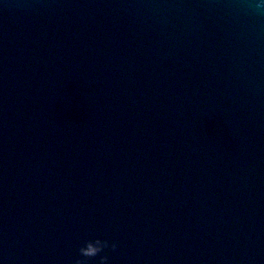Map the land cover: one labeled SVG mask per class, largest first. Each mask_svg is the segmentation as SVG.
Here are the masks:
<instances>
[{
    "label": "water",
    "instance_id": "95a60500",
    "mask_svg": "<svg viewBox=\"0 0 264 264\" xmlns=\"http://www.w3.org/2000/svg\"><path fill=\"white\" fill-rule=\"evenodd\" d=\"M249 0H0L5 264H264V14Z\"/></svg>",
    "mask_w": 264,
    "mask_h": 264
},
{
    "label": "clouds",
    "instance_id": "9594fccd",
    "mask_svg": "<svg viewBox=\"0 0 264 264\" xmlns=\"http://www.w3.org/2000/svg\"><path fill=\"white\" fill-rule=\"evenodd\" d=\"M248 6L253 8L257 14H264V0H249ZM102 244L113 249L116 248L115 242L110 243L106 239H103V241H101L99 238H97L95 240V246L90 245L87 248H84L83 245H81L79 247V253L84 259H76L73 264H86L87 259L95 256V254L101 248ZM5 259L6 258H0V264H5ZM101 260L104 261V264H108L107 256H102Z\"/></svg>",
    "mask_w": 264,
    "mask_h": 264
}]
</instances>
